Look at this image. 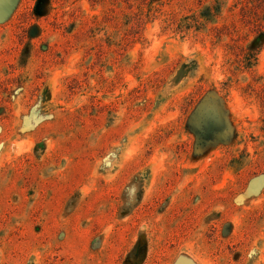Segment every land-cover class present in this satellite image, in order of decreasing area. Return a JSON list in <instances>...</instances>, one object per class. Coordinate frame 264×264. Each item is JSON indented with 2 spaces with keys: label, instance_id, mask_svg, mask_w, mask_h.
Returning a JSON list of instances; mask_svg holds the SVG:
<instances>
[{
  "label": "rangeland",
  "instance_id": "obj_1",
  "mask_svg": "<svg viewBox=\"0 0 264 264\" xmlns=\"http://www.w3.org/2000/svg\"><path fill=\"white\" fill-rule=\"evenodd\" d=\"M0 264H264V0H0Z\"/></svg>",
  "mask_w": 264,
  "mask_h": 264
}]
</instances>
